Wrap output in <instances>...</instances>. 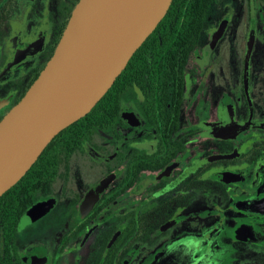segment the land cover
Here are the masks:
<instances>
[{
	"label": "flooded vegetation",
	"instance_id": "obj_1",
	"mask_svg": "<svg viewBox=\"0 0 264 264\" xmlns=\"http://www.w3.org/2000/svg\"><path fill=\"white\" fill-rule=\"evenodd\" d=\"M78 2L0 0V121ZM177 75L118 96L32 205L50 211L0 250L5 264H154L183 242L202 264H264V0H203Z\"/></svg>",
	"mask_w": 264,
	"mask_h": 264
},
{
	"label": "water",
	"instance_id": "obj_2",
	"mask_svg": "<svg viewBox=\"0 0 264 264\" xmlns=\"http://www.w3.org/2000/svg\"><path fill=\"white\" fill-rule=\"evenodd\" d=\"M172 0H79L40 76L0 121V197L60 131L87 115L165 16ZM54 200L31 207L19 228L44 216ZM188 243L154 264H202Z\"/></svg>",
	"mask_w": 264,
	"mask_h": 264
},
{
	"label": "trees",
	"instance_id": "obj_3",
	"mask_svg": "<svg viewBox=\"0 0 264 264\" xmlns=\"http://www.w3.org/2000/svg\"><path fill=\"white\" fill-rule=\"evenodd\" d=\"M203 0H172L165 16L136 50L110 89L91 111L66 127L47 145L26 174L0 197L1 253L9 258V243L14 240L21 218L39 194L50 189L57 169L71 152L80 150L84 134L101 128L105 112L115 113L118 96L129 88L148 87L151 80L177 77L187 62L202 21ZM113 118H117L112 116ZM0 264H5L0 258Z\"/></svg>",
	"mask_w": 264,
	"mask_h": 264
},
{
	"label": "rangeland",
	"instance_id": "obj_4",
	"mask_svg": "<svg viewBox=\"0 0 264 264\" xmlns=\"http://www.w3.org/2000/svg\"><path fill=\"white\" fill-rule=\"evenodd\" d=\"M195 48H197V46H195ZM193 50V54H191L190 56V61H189V66L192 64V62L194 61V56L196 54V50L195 49ZM123 105L125 106L126 109H130V110H134L135 107H136V98H135V95L133 94V92L131 93H128L124 98H123ZM130 134H133V131L130 130ZM99 142H100V137L98 138ZM125 149L126 150H131L132 149V144H126L125 145ZM61 210V208H60ZM62 212V210H61Z\"/></svg>",
	"mask_w": 264,
	"mask_h": 264
}]
</instances>
